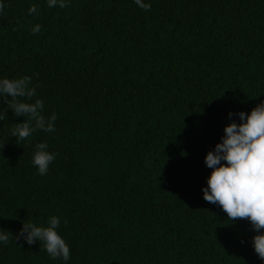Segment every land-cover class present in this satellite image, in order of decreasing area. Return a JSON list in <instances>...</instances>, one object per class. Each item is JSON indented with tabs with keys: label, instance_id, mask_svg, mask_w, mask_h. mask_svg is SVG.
<instances>
[{
	"label": "trees",
	"instance_id": "trees-1",
	"mask_svg": "<svg viewBox=\"0 0 264 264\" xmlns=\"http://www.w3.org/2000/svg\"><path fill=\"white\" fill-rule=\"evenodd\" d=\"M146 2L8 0L0 14V77L31 76L30 102L58 117L25 141L11 133L27 117L0 121V228L13 235L0 264H64L16 239L52 216L68 264H264L250 222L202 191L225 126L264 100V0ZM41 142L57 154L44 176Z\"/></svg>",
	"mask_w": 264,
	"mask_h": 264
},
{
	"label": "clouds",
	"instance_id": "clouds-1",
	"mask_svg": "<svg viewBox=\"0 0 264 264\" xmlns=\"http://www.w3.org/2000/svg\"><path fill=\"white\" fill-rule=\"evenodd\" d=\"M71 0H47L49 9L59 7L65 9ZM135 5L145 12L151 10L146 0H134ZM9 6L8 0H0V14ZM36 4L28 9V15L38 14ZM42 25L35 24L31 31L39 33ZM38 85H33L31 76L16 78L0 77V98H5L7 108H0V121L7 118L10 108L15 117H27L17 123L11 136L17 141H25L37 131L55 132L57 115L53 113L45 117V102L37 98ZM11 99H7L8 97ZM260 95H257L258 97ZM233 114L229 113L231 117ZM239 122L233 120L224 128L222 142L208 151L205 164L211 169L207 178V186L203 187V198L214 205H219L231 221L247 219L256 235L252 238V246L258 257L264 261V100L256 104L250 113H238ZM57 154L49 151L46 142L37 143L32 157V164L39 175L48 173L50 165ZM67 223V221H65ZM61 219L52 216L47 226L35 223H23V228L16 239L23 238L28 245L36 241L43 242L44 249L53 260H62L68 264L71 249L59 233ZM9 231L0 228V244L7 245Z\"/></svg>",
	"mask_w": 264,
	"mask_h": 264
}]
</instances>
